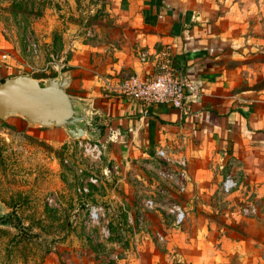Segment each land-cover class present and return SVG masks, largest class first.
<instances>
[{
	"label": "rangeland",
	"instance_id": "1",
	"mask_svg": "<svg viewBox=\"0 0 264 264\" xmlns=\"http://www.w3.org/2000/svg\"><path fill=\"white\" fill-rule=\"evenodd\" d=\"M196 1L206 10L218 7L226 23L220 32L235 47H229L238 69L230 90L255 111L252 120L264 133V20L257 0ZM125 42L107 0H0L1 80L43 82L60 67L68 70L67 60L81 49L113 62ZM96 145L18 117L0 120V205L3 217L14 215L18 224L10 216L0 225V264H188L215 251L240 264L242 249L233 241L246 235L243 226L264 244V145L247 166L208 162L198 187L189 182L187 162L179 168L156 155L110 159ZM228 173L238 185L225 193Z\"/></svg>",
	"mask_w": 264,
	"mask_h": 264
},
{
	"label": "crops",
	"instance_id": "2",
	"mask_svg": "<svg viewBox=\"0 0 264 264\" xmlns=\"http://www.w3.org/2000/svg\"><path fill=\"white\" fill-rule=\"evenodd\" d=\"M107 1L126 41L120 55L108 62L107 57L91 56L81 49L66 62L68 93L80 97L88 111L107 123L92 135L102 153L110 159L151 158L164 149L172 159L187 162L189 182L197 187L205 183L198 173L209 172L208 162L223 167L228 159L245 166L254 161L255 153L263 149L264 133L252 120L255 111L240 106L245 99L230 90L238 69L229 47H235L220 32L225 22L218 17V7L206 10L196 0ZM256 4L264 20V0ZM141 53L147 55L146 62L139 60ZM162 57L169 58L197 88L187 114L162 104L143 112L122 93L126 76L155 74ZM3 76L0 69V79ZM242 228L246 235L233 241L242 249L240 264H264V244L250 238L248 226ZM257 232L260 236L259 227ZM214 253L187 263L229 264L234 260L239 264L232 254L227 259L223 252Z\"/></svg>",
	"mask_w": 264,
	"mask_h": 264
},
{
	"label": "water",
	"instance_id": "3",
	"mask_svg": "<svg viewBox=\"0 0 264 264\" xmlns=\"http://www.w3.org/2000/svg\"><path fill=\"white\" fill-rule=\"evenodd\" d=\"M69 85L70 77L62 67L54 77L43 82L28 76L3 80L0 82V120L18 117L41 129H61L71 139L94 141L92 135L107 123H101L103 118L88 111L80 97L68 93ZM10 216L16 224L14 215L3 217L0 205V225Z\"/></svg>",
	"mask_w": 264,
	"mask_h": 264
},
{
	"label": "built area",
	"instance_id": "4",
	"mask_svg": "<svg viewBox=\"0 0 264 264\" xmlns=\"http://www.w3.org/2000/svg\"><path fill=\"white\" fill-rule=\"evenodd\" d=\"M141 62L147 61V55L141 53L139 55ZM158 70L153 75L137 76L128 75L121 85L122 93L130 102L136 104L143 112L154 105H168L183 114L189 112V103L192 96L197 92L196 86L181 75V73L173 66L171 60L162 57L157 64ZM97 146V145H96ZM98 147V146H97ZM156 156L167 162L185 168L184 160H174L164 149H158ZM185 178L186 175L183 174ZM238 185L237 179L231 173L225 175L221 189L225 193H229L236 189ZM252 213L255 212L250 211ZM184 220V212L181 209L175 210V223L181 224Z\"/></svg>",
	"mask_w": 264,
	"mask_h": 264
},
{
	"label": "trees",
	"instance_id": "5",
	"mask_svg": "<svg viewBox=\"0 0 264 264\" xmlns=\"http://www.w3.org/2000/svg\"><path fill=\"white\" fill-rule=\"evenodd\" d=\"M3 80L0 79V82H2Z\"/></svg>",
	"mask_w": 264,
	"mask_h": 264
},
{
	"label": "flooded vegetation",
	"instance_id": "6",
	"mask_svg": "<svg viewBox=\"0 0 264 264\" xmlns=\"http://www.w3.org/2000/svg\"><path fill=\"white\" fill-rule=\"evenodd\" d=\"M16 226L18 227V224Z\"/></svg>",
	"mask_w": 264,
	"mask_h": 264
}]
</instances>
